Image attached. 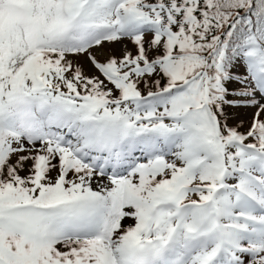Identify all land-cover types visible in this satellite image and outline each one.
I'll use <instances>...</instances> for the list:
<instances>
[{"label":"snow or ice","instance_id":"6c2138e0","mask_svg":"<svg viewBox=\"0 0 264 264\" xmlns=\"http://www.w3.org/2000/svg\"><path fill=\"white\" fill-rule=\"evenodd\" d=\"M0 264H264V0H0Z\"/></svg>","mask_w":264,"mask_h":264}]
</instances>
